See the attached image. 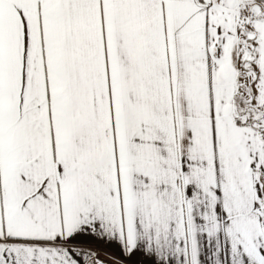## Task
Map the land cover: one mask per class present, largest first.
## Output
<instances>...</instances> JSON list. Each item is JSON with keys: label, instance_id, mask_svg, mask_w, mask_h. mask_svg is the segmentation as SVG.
<instances>
[{"label": "snow or ice", "instance_id": "obj_1", "mask_svg": "<svg viewBox=\"0 0 264 264\" xmlns=\"http://www.w3.org/2000/svg\"><path fill=\"white\" fill-rule=\"evenodd\" d=\"M0 264H264V0H0Z\"/></svg>", "mask_w": 264, "mask_h": 264}]
</instances>
